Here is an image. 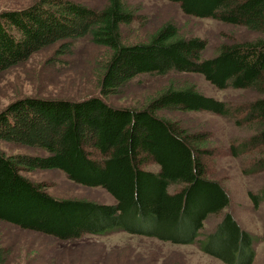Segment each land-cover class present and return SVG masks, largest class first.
<instances>
[{
    "label": "trees",
    "instance_id": "16d2710c",
    "mask_svg": "<svg viewBox=\"0 0 264 264\" xmlns=\"http://www.w3.org/2000/svg\"><path fill=\"white\" fill-rule=\"evenodd\" d=\"M186 16L240 26L253 40L222 45L203 58L206 43L181 37L165 23L144 42L125 44L121 28L136 19L126 0L98 10L71 0H37L0 12V74L55 46L51 61L70 55L78 40L106 49L96 64L99 97L81 100L24 97L0 111V140L37 148L47 156H6L0 151V221L61 241L126 232L174 245H196L222 264H253L258 237L229 211L220 182L207 178L205 133H189L157 114L201 112L236 120L250 135L230 147L250 156L245 175L264 172V0H166ZM199 74L218 90H250L257 98L239 107L198 93L194 84L170 82L140 107L115 108L102 98L119 96L140 75ZM154 163L156 171L143 167ZM59 170L71 182L102 188L114 200L100 204L51 197L20 172ZM257 209L264 201L248 192ZM228 210V211H226ZM218 222L206 231L210 217ZM6 253L0 247V264Z\"/></svg>",
    "mask_w": 264,
    "mask_h": 264
},
{
    "label": "rangeland",
    "instance_id": "374dc122",
    "mask_svg": "<svg viewBox=\"0 0 264 264\" xmlns=\"http://www.w3.org/2000/svg\"><path fill=\"white\" fill-rule=\"evenodd\" d=\"M37 0H0V12L26 8ZM91 9H100L107 0H71ZM135 9L136 19L121 28L125 44L144 42L161 25L171 22L181 37L204 40L203 58L213 57L222 45L253 40L256 34L240 26L221 24L211 19L184 15L177 4L166 0H126ZM57 45L32 55L26 62L0 74V111L24 97L44 99L81 100L99 97L96 64L105 60V48L91 44L87 39L76 42L72 53L55 61ZM194 84L198 93L239 107L257 98L250 90H218L199 74L170 73L166 76L140 75L134 78L119 96L102 98L115 108L140 107L144 100L159 94L170 83ZM175 122L189 133L207 135L208 152L203 157L207 178L221 183L227 191L231 205L229 211L239 225L258 237L255 264H264V201L254 209L248 192L258 195L264 190V172L245 175L251 157L234 158L229 150L238 140L251 133L236 120L211 113L161 111L157 114ZM0 151L6 156H47L37 148L25 147L0 140ZM145 170L156 171L149 163ZM20 174L56 199L85 200L100 204H113V198L102 188H87L71 182L59 170L21 171ZM228 211V210H226ZM217 217L206 220V231L212 230ZM0 247L5 250L3 264H222L201 253L196 245H174L156 239L115 232L104 236L85 235L80 239L61 241L52 236L25 231L0 221Z\"/></svg>",
    "mask_w": 264,
    "mask_h": 264
},
{
    "label": "crops",
    "instance_id": "0c3cea01",
    "mask_svg": "<svg viewBox=\"0 0 264 264\" xmlns=\"http://www.w3.org/2000/svg\"><path fill=\"white\" fill-rule=\"evenodd\" d=\"M255 261H256V255H255V259H254V262H253V264H255Z\"/></svg>",
    "mask_w": 264,
    "mask_h": 264
}]
</instances>
